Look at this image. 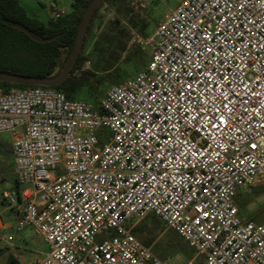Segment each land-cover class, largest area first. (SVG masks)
<instances>
[{
	"label": "built area",
	"instance_id": "obj_1",
	"mask_svg": "<svg viewBox=\"0 0 264 264\" xmlns=\"http://www.w3.org/2000/svg\"><path fill=\"white\" fill-rule=\"evenodd\" d=\"M142 43L146 68L97 107L0 89L17 181L6 210L49 248L33 264H167L132 232L149 215L205 264H264V217L236 205L264 185V0H183Z\"/></svg>",
	"mask_w": 264,
	"mask_h": 264
},
{
	"label": "rangeland",
	"instance_id": "obj_2",
	"mask_svg": "<svg viewBox=\"0 0 264 264\" xmlns=\"http://www.w3.org/2000/svg\"><path fill=\"white\" fill-rule=\"evenodd\" d=\"M35 3H40L42 8L44 5L53 0H33ZM183 0H126L116 7L105 5L98 13L92 36L87 48L89 62L86 64V69H90L95 73L92 82L100 85L98 92H101V100L104 98L111 86L116 85V81L121 83L133 78L137 72L132 75H124V78H111L108 73H113L118 65L122 62L128 52L130 46L134 42L142 43L145 38H152L161 22L174 10ZM145 31V36L140 33V30ZM143 44V43H142ZM144 45V44H143ZM149 55L152 54L151 49L144 45ZM61 68L57 70L59 72ZM94 95L90 96L88 88H84L81 92L75 95V98L81 100L92 101ZM100 100V101H101ZM96 107L100 104L92 102ZM12 135L9 132L0 133V213H3L6 208L5 194L17 187V181L14 175V162L11 156H7L6 151L9 147L12 148ZM264 188L262 183L255 187L244 191L250 203L243 205L236 198V205L239 208V217L241 220H251L252 215L256 212L264 211V194L258 195L257 192ZM9 221L12 222L13 228L0 232V235H10L15 243L22 245L23 248H14L16 255H21L22 264H33L42 260L48 253L49 248L40 238L33 227H26L22 232L16 231L18 221L17 215L10 211ZM1 215V214H0ZM264 217H260L261 220ZM159 219L153 215L146 218V222L152 226V221ZM131 226L134 223H130ZM138 225V224H136ZM134 225V227L136 226ZM133 227V228H134ZM162 229H156L150 234L138 237L140 240L145 238L153 239V252L159 256V251L163 247L167 249L166 257L161 258L167 264H205L203 257L198 256L193 249L189 247V251H184L182 247L168 246L171 240L183 241L174 231L165 228L164 223ZM0 245L3 242L0 241ZM7 258L2 257L0 264H5Z\"/></svg>",
	"mask_w": 264,
	"mask_h": 264
},
{
	"label": "trees",
	"instance_id": "obj_3",
	"mask_svg": "<svg viewBox=\"0 0 264 264\" xmlns=\"http://www.w3.org/2000/svg\"><path fill=\"white\" fill-rule=\"evenodd\" d=\"M72 1V12L58 19H50L48 22H42L28 15L26 9L21 5L19 0H0V72L13 74L29 78H51L60 73L72 52L79 31L82 26L84 14L92 0H70ZM126 0H107L103 5L97 8L91 19L88 31L79 56L68 76L61 84L55 86H32L22 84H10L0 82V89L7 91L12 87L33 88L43 87L50 88L66 94L68 98L74 99L75 95L84 88H88L90 96L94 95L91 102L100 103L103 94L98 92L100 85L92 82L95 73L86 69V64L90 61L87 48L92 36L95 19L99 11L105 6L116 7ZM16 25L30 29L34 33L44 38H54V40L41 43L32 39L24 31H21ZM140 33L145 36L144 29ZM150 56L142 43L134 42L122 62L118 65L113 73H108L111 78H124V75H132L145 69ZM61 68L59 72L57 70ZM79 73V74H78ZM125 75V76H126ZM115 84H122L116 81ZM11 156V155H9ZM258 195L264 194V188L257 192ZM237 198L243 205L250 203L247 195L240 192ZM264 215V211H258L252 215L251 220H259ZM146 218L136 225L132 232L138 238L150 234L156 229H162V221L155 219L152 226L147 223ZM139 239V238H138ZM140 240V239H139ZM146 246H152L153 239L145 238L140 240ZM168 246H180L184 251H189V246L184 241L171 240ZM6 249L0 248V257ZM167 249L163 247L159 251L161 258L166 257ZM6 264H21L16 258H10Z\"/></svg>",
	"mask_w": 264,
	"mask_h": 264
},
{
	"label": "water",
	"instance_id": "obj_4",
	"mask_svg": "<svg viewBox=\"0 0 264 264\" xmlns=\"http://www.w3.org/2000/svg\"><path fill=\"white\" fill-rule=\"evenodd\" d=\"M106 1L107 0H92V2L89 4L84 14V17H83L82 26L79 31L76 44L72 52L70 53L67 62L65 63L63 69L60 71L59 74L51 78H29V77H23V76L6 74L3 72H0V82H6L10 84L32 85V86H46V87L61 84L68 76H70V72L76 62L77 57L79 56L81 52L86 33L88 31V28H89V25H90V22L94 15L95 10L99 8L101 5H103ZM16 27L20 29L21 31H24L35 41L45 43V42L54 40V38L41 37L40 35L34 33L30 29L25 28L23 26L16 25Z\"/></svg>",
	"mask_w": 264,
	"mask_h": 264
},
{
	"label": "crops",
	"instance_id": "obj_5",
	"mask_svg": "<svg viewBox=\"0 0 264 264\" xmlns=\"http://www.w3.org/2000/svg\"><path fill=\"white\" fill-rule=\"evenodd\" d=\"M21 5L26 9L29 16L36 18L42 22H48L52 18L51 15V8L50 6L55 3L57 5V11L60 13H63V15L70 14L73 10L72 8V1L70 0H53L52 2H49L44 5V8H42V5L40 3H35L33 0H19ZM7 156L11 155L13 158V148L9 147L6 151ZM15 175V173H14ZM16 180V177H15ZM13 188V187H12ZM7 213V214H6ZM3 215V220L7 223H10L12 226L11 228H6L1 230L0 232H5L13 228L12 222H10L8 219L10 217L9 211L5 210L3 213H0ZM16 214V213H15ZM17 215V214H16ZM11 237L10 235H0V241L3 242V245H0V248L6 249L5 253L0 257H6V263L10 260V258H16L20 263V257L21 255H16L14 248H23L22 245L15 243L13 241L4 240L3 238ZM5 263V264H6ZM22 264V263H21Z\"/></svg>",
	"mask_w": 264,
	"mask_h": 264
},
{
	"label": "snow or ice",
	"instance_id": "obj_6",
	"mask_svg": "<svg viewBox=\"0 0 264 264\" xmlns=\"http://www.w3.org/2000/svg\"><path fill=\"white\" fill-rule=\"evenodd\" d=\"M189 87H191V86H189ZM253 147H255V145H253ZM205 215H207V214H205Z\"/></svg>",
	"mask_w": 264,
	"mask_h": 264
}]
</instances>
